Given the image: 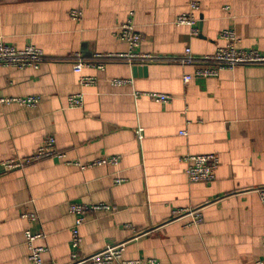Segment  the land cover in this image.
I'll list each match as a JSON object with an SVG mask.
<instances>
[{
  "label": "crops",
  "instance_id": "crops-1",
  "mask_svg": "<svg viewBox=\"0 0 264 264\" xmlns=\"http://www.w3.org/2000/svg\"><path fill=\"white\" fill-rule=\"evenodd\" d=\"M190 12L198 35L176 23ZM127 22L143 36L134 52L147 57H117L130 52L118 36ZM226 29L238 47L264 51V0H0V41L45 53L38 69L0 66V97H41L36 107L0 104V162L30 156L49 136L63 155L0 173V264H33L27 229L45 235L42 264H70V204L102 202L113 209L86 216L81 257L126 243L123 259L142 260L135 264L264 261V66L186 83L195 67L180 63L187 47L202 56L225 46ZM76 53L104 64L82 72L95 84L80 83ZM151 91L172 100L142 94ZM75 93L82 107L68 105ZM209 153L220 159L216 179L190 182L184 157ZM113 156L117 164L82 167ZM183 208H202L203 222L177 219L173 210Z\"/></svg>",
  "mask_w": 264,
  "mask_h": 264
},
{
  "label": "built area",
  "instance_id": "built-area-1",
  "mask_svg": "<svg viewBox=\"0 0 264 264\" xmlns=\"http://www.w3.org/2000/svg\"><path fill=\"white\" fill-rule=\"evenodd\" d=\"M191 6L192 10H195L198 8V3L192 2ZM71 16L74 19H81L82 11L73 10L71 12ZM176 23L179 25H189L192 27V34H199L198 28L196 27L197 18L193 12L181 14L176 19ZM118 36L129 43L130 52L119 54L117 57H131V59L147 57V55L134 52L135 48L140 46L143 36L135 30V25L132 22H127L122 25ZM220 36L227 41V44L223 47H219L213 54L198 56L192 51L191 47L186 48L185 53L180 59V63L193 65L195 67L193 73L186 74L184 76V81L186 83L190 82L195 77H217L220 75L221 71L232 70L238 66H264V51L257 49H242L238 47L239 38L233 29H226L222 31ZM44 56L45 53L43 49L35 45L30 44L24 48H17L15 45L0 41V66H13L20 69L32 67L38 69L42 60L44 59ZM76 56L78 57V60L73 62L72 68L76 73L81 74L80 83L84 86L95 84L97 82V78L95 76L83 75L82 72L85 67H96L103 70L104 64L95 61H84L80 58L79 53H76ZM97 56L101 57L102 55ZM132 82V79L128 78L112 79V83L115 85H123ZM138 94L139 93H136V95ZM142 94H146L151 99L162 103H169L172 100V96L167 93L151 91ZM40 101L41 97L39 95L0 97V104L16 103L25 107H36ZM68 105L70 107H82L84 105L83 94L75 93L69 95ZM141 132L142 129H140V135L142 137ZM54 155L63 157V155L55 148V138L49 136L45 139L44 144L30 156L13 157L1 161L0 173L8 172L14 169H20L27 164H31L35 161ZM118 162L119 157L113 156L96 159L87 165H82V167L85 168L94 165H103L106 163L117 164ZM184 162L186 163V173L190 182H213L216 179V171L220 164L218 155L214 153L189 154L184 157ZM116 182L121 183L122 179H116ZM257 191L259 192L264 204V189H257ZM69 209L75 217L71 230V245L74 251L70 264H135L142 262V260L129 261L123 259V252L125 250L126 243L109 245L97 251L96 253H93L92 255L81 257L79 255V247L82 242L80 227L84 223L86 216L96 210H112L113 206L103 202L95 204L71 203ZM173 214L177 217V219L185 216L191 217L189 224H200L203 222L202 208L174 209ZM24 217H27L32 221L38 218L35 213H25ZM25 235L26 244L29 251V260L33 264H42L43 254L47 248L46 246L38 244V240L44 238V233H33L30 229H27L25 231ZM145 263L158 264L156 260H148ZM257 264H264V261H258Z\"/></svg>",
  "mask_w": 264,
  "mask_h": 264
},
{
  "label": "water",
  "instance_id": "water-1",
  "mask_svg": "<svg viewBox=\"0 0 264 264\" xmlns=\"http://www.w3.org/2000/svg\"><path fill=\"white\" fill-rule=\"evenodd\" d=\"M134 69H136V67Z\"/></svg>",
  "mask_w": 264,
  "mask_h": 264
}]
</instances>
